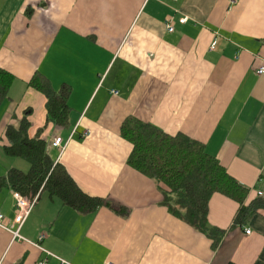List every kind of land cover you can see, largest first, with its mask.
I'll return each instance as SVG.
<instances>
[{"label":"crops","instance_id":"obj_1","mask_svg":"<svg viewBox=\"0 0 264 264\" xmlns=\"http://www.w3.org/2000/svg\"><path fill=\"white\" fill-rule=\"evenodd\" d=\"M261 58L264 0H0V66L15 77L0 103V177L27 170L5 152V131L31 109L29 136L42 129L55 161L109 203L83 214L40 192L22 239L0 227V264H264V208L234 223L240 203L215 192L208 221L226 232L214 249L163 204L164 183L128 164L133 145L121 135L129 115L186 135L248 188L246 205L264 199ZM36 72L56 90L71 86L66 126L48 121ZM14 192L0 190L10 224Z\"/></svg>","mask_w":264,"mask_h":264},{"label":"trees","instance_id":"obj_2","mask_svg":"<svg viewBox=\"0 0 264 264\" xmlns=\"http://www.w3.org/2000/svg\"><path fill=\"white\" fill-rule=\"evenodd\" d=\"M31 8H28V15ZM14 75L0 66V103L8 98ZM30 85L46 98L47 119L57 126H66L69 121L68 98L72 92L64 83L59 90L48 79L36 72ZM24 111L16 124H9L5 134L8 145L5 152L30 162V169L12 168L0 177V190L10 186L22 195L36 196L46 191L50 197L59 198L68 207L79 213L92 214L108 201L85 193L70 176L65 166L56 162L48 150V142L41 138V131L30 137L29 115ZM121 135L133 145L128 164L154 180L164 183L163 204L169 211L213 240L215 249L225 235V230L211 226L208 221V205L215 192L223 193L240 203L234 223H243L258 209L264 208V199H255L245 204L248 188L240 184L220 161L210 155L204 144L186 136L166 134L153 124L135 116H127L121 125ZM22 264V261L16 263ZM229 264H235L233 262Z\"/></svg>","mask_w":264,"mask_h":264},{"label":"built area","instance_id":"obj_3","mask_svg":"<svg viewBox=\"0 0 264 264\" xmlns=\"http://www.w3.org/2000/svg\"><path fill=\"white\" fill-rule=\"evenodd\" d=\"M235 1V0H234ZM186 21V18H180V22L184 23ZM173 21L170 19V21L167 23V29L169 31L174 30V25ZM212 48H215V45H212ZM255 72L258 75H263L264 74V58H261L259 64L255 66ZM117 93V92H114ZM88 132H86L87 134ZM50 146L57 148L62 152L64 148L66 147V144L61 136H54L53 139L50 142ZM258 195L262 196L263 191L258 190ZM14 197L16 199V214L13 219V223L10 224L8 223V220L4 216V214L0 213V227L8 230L11 232L14 236V238H23L22 235L20 234V229L23 226L24 222L26 221L35 201L37 200L38 194L34 197H24L21 193L19 192H14ZM246 233H250V229L246 230ZM43 238V235L40 236V239ZM63 263H66L63 261ZM43 264V263H41ZM105 264H115L111 261L106 262Z\"/></svg>","mask_w":264,"mask_h":264},{"label":"rangeland","instance_id":"obj_4","mask_svg":"<svg viewBox=\"0 0 264 264\" xmlns=\"http://www.w3.org/2000/svg\"><path fill=\"white\" fill-rule=\"evenodd\" d=\"M19 162H20V164H22L23 165V167L25 168L26 167V169L28 170V168H29V166H30V162L28 161V160H26V159H23V158H19ZM28 166V167H27ZM26 170V171H27ZM48 193L47 192H44V195L45 196H48L47 195ZM24 197H31L30 195H23ZM42 236V235H41ZM43 237H44V235H43ZM42 239V238H41Z\"/></svg>","mask_w":264,"mask_h":264}]
</instances>
